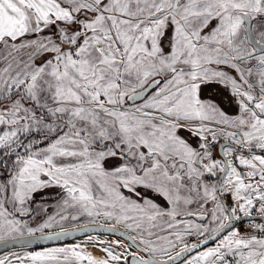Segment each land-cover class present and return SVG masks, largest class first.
<instances>
[{
  "label": "snow or ice",
  "instance_id": "1",
  "mask_svg": "<svg viewBox=\"0 0 264 264\" xmlns=\"http://www.w3.org/2000/svg\"><path fill=\"white\" fill-rule=\"evenodd\" d=\"M100 230L0 264H264V0H0V244Z\"/></svg>",
  "mask_w": 264,
  "mask_h": 264
},
{
  "label": "rangeland",
  "instance_id": "2",
  "mask_svg": "<svg viewBox=\"0 0 264 264\" xmlns=\"http://www.w3.org/2000/svg\"><path fill=\"white\" fill-rule=\"evenodd\" d=\"M217 102H220L222 104V107L226 111H228V112L235 111L234 107H232V106L229 105L228 98H227L226 95L225 96H222V97H218L217 98ZM49 191L53 193V196L48 197V203L45 205V207L47 208V213L48 214H51L54 211H56L55 206H54V199H55V193L58 190L57 189H51ZM37 199H39V197H37ZM228 202L231 203L230 200ZM43 218H44L43 214H41V216L38 217V219H43ZM97 223H104V221L102 219H98L97 220ZM64 226L65 227H70L72 225L65 224ZM238 226L241 228L242 231L246 228V225L245 224H240ZM56 229H59V228H56ZM87 235L98 236L99 239H107V240H110V239H118L119 238V237L114 236L112 234L94 233V234H87ZM87 235L79 236V237L73 238L71 240H67V241L59 242V243H54V244H47V245L36 246V247H34V246H24V247L11 248V249H7V250H4V251L0 252V256L7 255V254H9L11 252H22V251H25V250H40V249H42L44 247H62L64 245H66V244L79 243V242H82L85 239H87ZM208 246H212V244L209 243ZM89 250L90 251H93L95 255H102L101 253L96 252L91 247H89ZM181 264H182V262H181Z\"/></svg>",
  "mask_w": 264,
  "mask_h": 264
},
{
  "label": "water",
  "instance_id": "3",
  "mask_svg": "<svg viewBox=\"0 0 264 264\" xmlns=\"http://www.w3.org/2000/svg\"><path fill=\"white\" fill-rule=\"evenodd\" d=\"M97 224H103V223H97ZM70 227H72V226H70ZM70 227H67V228H70ZM55 231H59V229H55ZM94 233L111 234V233H105L102 230L97 231V232H89V233H74V234H72L70 236L63 237L62 239L57 240V241L44 240V241L33 242L30 246L36 247V246H42V245H47V244H54V243L64 242V241H67V240H71L73 238H77L79 236H83V235H87V234H94ZM16 247H21V246L20 245H11V244L9 246H4L3 244H0V252H2L4 250H7V249H11V248H16Z\"/></svg>",
  "mask_w": 264,
  "mask_h": 264
}]
</instances>
